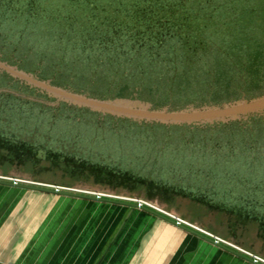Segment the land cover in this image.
<instances>
[{"label": "rangeland", "instance_id": "374dc122", "mask_svg": "<svg viewBox=\"0 0 264 264\" xmlns=\"http://www.w3.org/2000/svg\"><path fill=\"white\" fill-rule=\"evenodd\" d=\"M116 1L0 0V63L27 76L34 64H148L189 48L202 34L212 3L186 0L207 15L187 20L190 29L175 11L155 9L176 0ZM157 13L162 20L156 23L171 25L174 43L160 53L151 45L156 36L146 31ZM182 33L185 39L177 42ZM0 174L142 198L264 259V138L113 126L34 101L27 80L0 69Z\"/></svg>", "mask_w": 264, "mask_h": 264}, {"label": "water", "instance_id": "95a60500", "mask_svg": "<svg viewBox=\"0 0 264 264\" xmlns=\"http://www.w3.org/2000/svg\"><path fill=\"white\" fill-rule=\"evenodd\" d=\"M167 59L173 63L167 65ZM31 99L60 111L132 129L220 138H264V0H212L202 34L187 49L140 65L74 69L34 64ZM1 179V178H0ZM0 184L139 208L253 264L251 253L138 200L2 178Z\"/></svg>", "mask_w": 264, "mask_h": 264}, {"label": "crops", "instance_id": "0c3cea01", "mask_svg": "<svg viewBox=\"0 0 264 264\" xmlns=\"http://www.w3.org/2000/svg\"><path fill=\"white\" fill-rule=\"evenodd\" d=\"M0 264L253 263L139 208L0 184Z\"/></svg>", "mask_w": 264, "mask_h": 264}, {"label": "trees", "instance_id": "16d2710c", "mask_svg": "<svg viewBox=\"0 0 264 264\" xmlns=\"http://www.w3.org/2000/svg\"><path fill=\"white\" fill-rule=\"evenodd\" d=\"M161 1V0H160ZM76 3H79V4H118L116 0H106V1H101V0H75ZM176 2L178 3H175V4H164V5H161V4H156L155 6V9H159L158 11H162L165 10V12L169 15V13L171 14V12L175 11L176 12V16L178 18H180V21H186L185 25L186 26H189L190 29H191V25H189V23L187 24V20L189 19H193L194 16H200V17H203L205 19H207V15L202 13L200 10H199V7L196 6V4H193L192 6H190V4H186V0H176ZM183 3V4H181ZM152 7V6H150ZM152 9V8H150ZM144 14H150L149 10H146V11H143ZM174 12V13H175ZM141 13V12H140ZM164 13V12H163ZM146 15V16H148ZM156 15L154 17V21L153 22H150L152 26L151 29L149 30H146V31H149L150 32V35H155L156 36V39H157V42H154L151 43V45L154 46L156 52L160 53L161 51H164V48L168 45H171V48L173 49V44L172 42H169L171 41V36L173 34L172 30L168 27V26H171V25H166V23L164 24H161V23H156L157 21H159L158 19H161L162 20V14H154ZM173 17V14L172 16ZM166 18H168L166 16ZM178 26L182 25V24H177ZM159 27V28H158ZM192 28H195V27H192ZM196 30V29H195ZM181 36H179L177 38V42L180 40H184L185 38V35L186 33H182L180 34ZM154 37V36H153ZM186 41V40H185ZM182 44V43H181ZM184 45H187L185 44V42H183ZM140 47L142 48L143 45L140 44ZM138 49H140L138 47ZM154 57H158L160 58V56H155ZM154 57H151V58H154ZM167 65L168 66H172L173 67V63L170 62V60L167 59ZM264 93V90H260V92H258L256 95H261Z\"/></svg>", "mask_w": 264, "mask_h": 264}, {"label": "built area", "instance_id": "2783aa9c", "mask_svg": "<svg viewBox=\"0 0 264 264\" xmlns=\"http://www.w3.org/2000/svg\"><path fill=\"white\" fill-rule=\"evenodd\" d=\"M19 180H21V179H15L14 181H19ZM59 188H61V187H59ZM72 189H74V188H69L68 190H72ZM75 190H76V189H75ZM80 191H81V190H80ZM82 192H87V191H82ZM87 193H89V192H87ZM97 195H98V196H106V197H114L113 195L105 194V193H98ZM138 201H139L141 204H144V205H146V206L154 207L155 209H158L159 211L164 212L163 210L157 208L156 206H154V205H152V204H150V203H148V202L140 201V200H138ZM171 216H172V215H171ZM173 217L176 218V219L178 220V222H182V223H185V224L191 225L190 223H188V222H186V221H184V220H182V219H180V218H177V217H175V216H173ZM200 230H202V229H200ZM202 231H204V230H202ZM205 232H206V231H205ZM206 233H207V234H210V233H208V232H206ZM210 235L212 236V238H214L216 241H218V242H220V243H222V244H225V245H228V246L234 247L235 249L240 250V251H244V250H242L241 248H239L238 246L233 245V244H231V243H229V242H227V241H225V240H223V239H221V238H219V237H217V236H214V235H212V234H210ZM252 256H253L255 259H257V260H262L260 257H258V256H256V255H253V254H252Z\"/></svg>", "mask_w": 264, "mask_h": 264}]
</instances>
